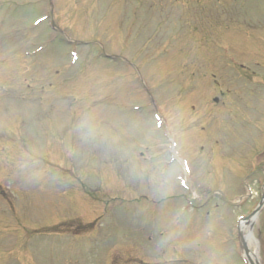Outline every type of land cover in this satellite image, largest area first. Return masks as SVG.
Masks as SVG:
<instances>
[{
	"label": "rangeland",
	"instance_id": "1",
	"mask_svg": "<svg viewBox=\"0 0 264 264\" xmlns=\"http://www.w3.org/2000/svg\"><path fill=\"white\" fill-rule=\"evenodd\" d=\"M263 191L264 0H0V264H242Z\"/></svg>",
	"mask_w": 264,
	"mask_h": 264
},
{
	"label": "bare ground",
	"instance_id": "2",
	"mask_svg": "<svg viewBox=\"0 0 264 264\" xmlns=\"http://www.w3.org/2000/svg\"><path fill=\"white\" fill-rule=\"evenodd\" d=\"M198 199H200V197H198ZM251 220L252 219H250L249 221L251 222ZM240 231H241V236H242L243 240L245 241V245H246V247H248L247 248L248 252L246 254V257L253 262V258L255 257V254L249 249V246H251V244H249L250 243L249 239L251 240V236L247 234L245 225H241ZM252 262H251V264H252Z\"/></svg>",
	"mask_w": 264,
	"mask_h": 264
}]
</instances>
